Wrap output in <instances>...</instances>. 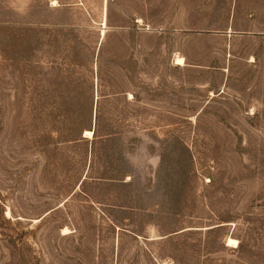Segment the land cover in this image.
<instances>
[{
    "label": "rangeland",
    "instance_id": "rangeland-1",
    "mask_svg": "<svg viewBox=\"0 0 264 264\" xmlns=\"http://www.w3.org/2000/svg\"><path fill=\"white\" fill-rule=\"evenodd\" d=\"M76 1L0 0V264H264V45Z\"/></svg>",
    "mask_w": 264,
    "mask_h": 264
},
{
    "label": "crops",
    "instance_id": "crops-1",
    "mask_svg": "<svg viewBox=\"0 0 264 264\" xmlns=\"http://www.w3.org/2000/svg\"><path fill=\"white\" fill-rule=\"evenodd\" d=\"M56 1L57 5L52 4L56 9L67 7L69 10H74L80 5V2L76 0L71 3L61 2V0ZM226 1H228L231 6L228 12V23L223 28H211L209 32H211L212 35L225 38L229 37V39L240 35L251 41H258V43H261V46L264 45V0ZM60 3L66 4L63 5ZM240 19L243 20L242 25H239ZM261 52H263V58L261 55V68H264V49H262V47ZM249 63H252V60H250Z\"/></svg>",
    "mask_w": 264,
    "mask_h": 264
},
{
    "label": "bare ground",
    "instance_id": "bare-ground-1",
    "mask_svg": "<svg viewBox=\"0 0 264 264\" xmlns=\"http://www.w3.org/2000/svg\"><path fill=\"white\" fill-rule=\"evenodd\" d=\"M104 32V31H103ZM177 64H179V65H184L185 64V59H184V57H178L177 58ZM93 134V132L91 131V130H88V131H86V135H89V136H91ZM230 243L231 244H235V240L234 239H230Z\"/></svg>",
    "mask_w": 264,
    "mask_h": 264
}]
</instances>
